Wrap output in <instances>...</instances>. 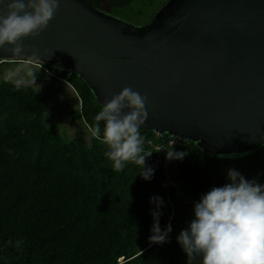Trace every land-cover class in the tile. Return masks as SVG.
I'll list each match as a JSON object with an SVG mask.
<instances>
[{
	"label": "trees",
	"instance_id": "obj_1",
	"mask_svg": "<svg viewBox=\"0 0 264 264\" xmlns=\"http://www.w3.org/2000/svg\"><path fill=\"white\" fill-rule=\"evenodd\" d=\"M85 1L116 15L135 1L153 0ZM45 66L54 79L64 78L56 90L65 83L76 90L81 107L71 113L93 132L103 106L88 84L72 71ZM48 111V102L32 85L0 78V264H188L179 235L164 244H146L157 207L150 198L163 199L160 228L169 216L168 193L151 159L147 156L145 164L154 169L151 180H144L141 166L133 162L114 171L106 144L94 135L90 144L65 137L47 124ZM100 128L102 137L103 121ZM173 151L187 153L174 159L172 167L185 195L201 199L213 187L229 183V169L264 184V143L213 154L190 141ZM170 196L175 199L173 192ZM192 264H202V257Z\"/></svg>",
	"mask_w": 264,
	"mask_h": 264
},
{
	"label": "water",
	"instance_id": "obj_2",
	"mask_svg": "<svg viewBox=\"0 0 264 264\" xmlns=\"http://www.w3.org/2000/svg\"><path fill=\"white\" fill-rule=\"evenodd\" d=\"M20 43L22 55L0 48V59L36 50L102 106L126 86L146 96L140 130L188 136L213 154L264 143V0H167L142 26L60 0L48 26Z\"/></svg>",
	"mask_w": 264,
	"mask_h": 264
},
{
	"label": "clouds",
	"instance_id": "obj_3",
	"mask_svg": "<svg viewBox=\"0 0 264 264\" xmlns=\"http://www.w3.org/2000/svg\"><path fill=\"white\" fill-rule=\"evenodd\" d=\"M60 0H0V48L20 56L24 37H36L54 18ZM12 45L5 48V45ZM40 59L36 50L30 55ZM42 66V65H41ZM147 97L131 87H124L110 100H105L102 110L95 116L93 135L108 146L107 157L113 162L114 171H122L125 164L141 166L144 180L153 178L154 169L146 167L143 138L140 126L148 118L145 109ZM128 109L127 112L122 111ZM104 122L100 135V122ZM161 150V149H159ZM157 150V151H159ZM184 151H167V159L182 160ZM229 183L213 187L194 204V219L177 237L192 264L197 256L202 264H264V184L248 180L235 169L228 170ZM156 203L152 210L153 225L149 241L167 242L172 226L162 231L159 208L163 199L153 196Z\"/></svg>",
	"mask_w": 264,
	"mask_h": 264
},
{
	"label": "rangeland",
	"instance_id": "obj_4",
	"mask_svg": "<svg viewBox=\"0 0 264 264\" xmlns=\"http://www.w3.org/2000/svg\"><path fill=\"white\" fill-rule=\"evenodd\" d=\"M166 2V0L135 1L131 9L121 10L113 16L130 23L146 24ZM140 11L142 12L139 15ZM33 68L22 66L16 60L8 61L0 64V78L7 79L15 84L32 85L40 97L49 104V111L45 117L47 124L69 139L80 137L85 143L90 144L93 132L82 119L76 118V113H71L72 110H79L81 107L76 90L69 83H65L64 86L59 87V90H56L59 81L51 76V72H45L35 67V72H38V74H33L31 71ZM188 197L189 203L186 205L183 202V197L174 200V212H171V205L168 203L165 207L169 214V221L166 226L169 223L172 226L169 238L179 235L181 230L188 228L190 221L195 218L194 204L199 202L200 199L193 196ZM165 227H162L161 230L163 231ZM146 244L150 245L153 243L148 240Z\"/></svg>",
	"mask_w": 264,
	"mask_h": 264
},
{
	"label": "built area",
	"instance_id": "obj_5",
	"mask_svg": "<svg viewBox=\"0 0 264 264\" xmlns=\"http://www.w3.org/2000/svg\"><path fill=\"white\" fill-rule=\"evenodd\" d=\"M17 61L22 66L27 67H36L38 69H42L43 71H48L45 64L40 60H35L28 57H19L12 59H0V64L8 62V61ZM42 65V66H41ZM71 75V72H68ZM58 80H64V78L60 75H56ZM148 131L147 134L140 132L141 137L143 138V150L144 154L151 153L148 156L154 168L159 172L162 176L161 180V188L166 190L168 193L167 203L171 205V212H174V200L179 199L181 197L184 198V204H188V195H185L182 191V182L177 179L173 173V160L167 159V151H173L175 148L185 147L190 144L191 139L188 136H181L174 133H164L159 130H145ZM161 149V150H159ZM108 147L106 149V154L108 152ZM159 150V151H157ZM170 192H173L174 198L170 196ZM172 216V215H171ZM169 221V220H168Z\"/></svg>",
	"mask_w": 264,
	"mask_h": 264
},
{
	"label": "crops",
	"instance_id": "obj_6",
	"mask_svg": "<svg viewBox=\"0 0 264 264\" xmlns=\"http://www.w3.org/2000/svg\"><path fill=\"white\" fill-rule=\"evenodd\" d=\"M32 70H36V69H34V68H33ZM39 70H40V69H39ZM64 85H65V84H63V85H60V87H62V86H64ZM34 89H35V88H34Z\"/></svg>",
	"mask_w": 264,
	"mask_h": 264
}]
</instances>
